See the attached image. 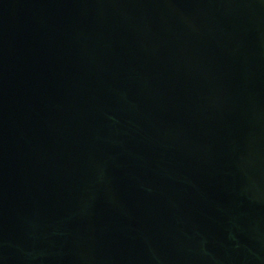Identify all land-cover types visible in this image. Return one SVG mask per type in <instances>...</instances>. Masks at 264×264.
Masks as SVG:
<instances>
[{"label":"water","instance_id":"water-1","mask_svg":"<svg viewBox=\"0 0 264 264\" xmlns=\"http://www.w3.org/2000/svg\"><path fill=\"white\" fill-rule=\"evenodd\" d=\"M0 264H264V0H0Z\"/></svg>","mask_w":264,"mask_h":264}]
</instances>
